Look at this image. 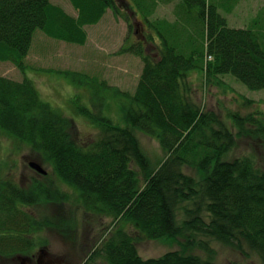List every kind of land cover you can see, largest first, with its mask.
<instances>
[{"label": "trees", "instance_id": "trees-1", "mask_svg": "<svg viewBox=\"0 0 264 264\" xmlns=\"http://www.w3.org/2000/svg\"><path fill=\"white\" fill-rule=\"evenodd\" d=\"M117 1L70 0L79 12L74 17L51 0H0V61L24 69L37 30L84 45L85 26L100 22L108 9L120 13ZM172 1L133 0L134 11L159 31L163 43L156 47L162 51L156 60L138 46L136 54L145 64L134 94L113 89L121 122L98 117L89 106H76L75 113L98 129L96 137L85 140L69 116L41 98L31 80L0 76V133L40 154L55 177L77 191L87 214L111 220L90 262L101 258L106 264H217L207 243L201 246L210 259L188 254L191 241L160 258L139 255V242L178 241L191 233L234 249L246 246L264 264L263 165L252 156L228 158L237 136L248 135L264 148V115L237 113L234 133L218 114L201 108L188 87L189 73L198 72L205 84L232 75L252 91L264 89V15L258 13L250 27L235 28L226 18L233 6L223 10L211 0H183L186 15L179 22L149 20L159 4ZM183 20L190 24L184 26ZM146 38L145 45L156 42L155 36ZM137 129L161 144L164 158L159 164L143 150ZM186 167L198 170L202 178L186 174ZM0 184V257L15 262L34 249L33 235L50 225L21 207L66 197L44 184L24 189L4 180L3 172ZM182 202L192 207L179 225L176 211Z\"/></svg>", "mask_w": 264, "mask_h": 264}, {"label": "rangeland", "instance_id": "rangeland-1", "mask_svg": "<svg viewBox=\"0 0 264 264\" xmlns=\"http://www.w3.org/2000/svg\"><path fill=\"white\" fill-rule=\"evenodd\" d=\"M181 1L183 0L159 4L149 20L155 24L158 23L156 20L179 22V19L186 15V12L181 10ZM211 1L216 5L221 4L223 10L224 6H233L232 13L226 16L231 27H250L257 19L258 13L264 15V0ZM51 2L61 6L71 16L79 15L70 0ZM117 3L121 9L120 13L108 9L100 22L85 26L87 41L84 45L56 40L37 30L30 52L24 59V69L10 61H0V76L18 82L31 80L41 98L65 116H69L74 122L76 132L85 140L96 137L98 129L75 113L76 106H89L98 117L106 115L121 122V106L113 89L135 93L145 64L142 57L136 54L138 46H143L144 54L155 60L162 52L156 48L163 43L159 38V31L151 27L140 12L134 11L137 8L133 0H118ZM130 4L133 7H130ZM126 7L131 10H125ZM191 12L192 16H195L196 11ZM181 22L184 26L190 24L184 20ZM140 32L144 36H141ZM149 36H155L156 42L145 45L143 42H147L146 37ZM66 72L68 75H65ZM81 75H86L88 80L82 81ZM219 79L220 82L217 79L205 84L201 74L189 73V91L201 108L218 114L220 120L234 133L238 132L233 123V116L237 113L264 115V89L252 91L232 75L220 76ZM136 136L152 163L159 164L164 158L159 141L138 129ZM244 156L257 158L264 168V148L248 135L237 136L236 146L228 158L233 160ZM30 162L40 164L48 173L45 175L37 172L30 166ZM0 172H3L4 180L15 182L24 189L34 184H44L58 196L66 197L63 200L55 198L49 202L22 205L21 208H24L25 212L39 220L47 219L50 224L47 226L45 223V227L33 235L36 246L29 255L34 254L36 248L45 246L53 258H62L67 264H106L101 258L90 262L89 257L102 234L108 232L107 227L111 220L87 214L79 205L77 191L60 182L52 167L40 154L33 151L28 144L0 133ZM184 172L197 181L202 178V174L194 168L186 167ZM190 207L191 202H182L178 206L176 218L179 225L186 221V210ZM204 216L208 217L206 213ZM188 241L194 245L191 244L187 253L202 260L210 259L209 252L201 246L202 243H207L215 253L214 260L217 264H263L260 257L246 246L243 250L234 249L203 235L191 233L180 237L178 241L139 242L138 251L144 259L160 258L170 251H181L180 243ZM20 257L24 258V255ZM15 262L0 257V264Z\"/></svg>", "mask_w": 264, "mask_h": 264}, {"label": "flooded vegetation", "instance_id": "flooded-vegetation-1", "mask_svg": "<svg viewBox=\"0 0 264 264\" xmlns=\"http://www.w3.org/2000/svg\"><path fill=\"white\" fill-rule=\"evenodd\" d=\"M140 35L144 36L141 32ZM34 252V254L28 255L24 258L19 256L18 261L15 262V264H67L62 258H53L45 246L36 248ZM11 262L14 263V260Z\"/></svg>", "mask_w": 264, "mask_h": 264}, {"label": "water", "instance_id": "water-1", "mask_svg": "<svg viewBox=\"0 0 264 264\" xmlns=\"http://www.w3.org/2000/svg\"><path fill=\"white\" fill-rule=\"evenodd\" d=\"M30 166L41 174L46 175L48 173L40 164H38L36 162H30Z\"/></svg>", "mask_w": 264, "mask_h": 264}, {"label": "crops", "instance_id": "crops-1", "mask_svg": "<svg viewBox=\"0 0 264 264\" xmlns=\"http://www.w3.org/2000/svg\"><path fill=\"white\" fill-rule=\"evenodd\" d=\"M169 22H170L171 24H174V23H175V21H173V20H172V21H169Z\"/></svg>", "mask_w": 264, "mask_h": 264}]
</instances>
